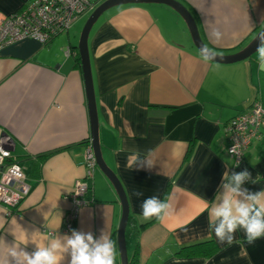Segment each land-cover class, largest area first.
<instances>
[{
    "label": "crops",
    "instance_id": "obj_1",
    "mask_svg": "<svg viewBox=\"0 0 264 264\" xmlns=\"http://www.w3.org/2000/svg\"><path fill=\"white\" fill-rule=\"evenodd\" d=\"M30 1L0 0V13L16 12ZM178 1L191 13L205 45L219 54L240 50L264 27V0ZM213 29L219 39L211 35ZM75 39L68 30L45 45L27 38L0 51V134L13 140L12 154L29 186L15 208L0 203L6 221L0 239L15 242V219L17 237L22 229L28 233L29 242L21 247L29 253L46 236L71 235L64 230L68 193L85 173L91 129ZM88 52L102 156L124 189L131 216L128 258L137 249L138 264H264V237L250 245L238 230L236 242L221 245L205 210L223 191V174L232 169L251 172L256 183L246 181L242 187L264 189V137L236 163L227 153L226 135V125L238 112L256 99L264 106L257 51L233 63L206 61L176 10L137 3L106 10L89 32ZM149 150L155 159L150 170L126 166L131 153ZM88 182L87 203L72 229L96 239L102 231L109 233L118 263L122 206L98 167ZM150 196L172 206L163 223L142 218L141 203ZM185 246L194 254H177ZM69 259L66 255L62 264Z\"/></svg>",
    "mask_w": 264,
    "mask_h": 264
},
{
    "label": "clouds",
    "instance_id": "obj_2",
    "mask_svg": "<svg viewBox=\"0 0 264 264\" xmlns=\"http://www.w3.org/2000/svg\"><path fill=\"white\" fill-rule=\"evenodd\" d=\"M211 35L219 39L221 34L213 29ZM257 38L259 68L264 72V34L258 35ZM205 50L206 47H202L201 53ZM214 58L215 52L212 50V54L206 56L205 60ZM230 151L238 155L235 153V148ZM154 164V155L149 150L143 155L139 152L131 153L127 158L126 166L131 170L135 168L150 170ZM222 180L220 187L223 191H218L214 200L205 206L209 229L214 232L221 245L230 246L236 242L238 230L244 231L248 244H254L264 237V189L252 192L242 187L246 181L256 183L252 179L251 172L246 168L230 175L225 172ZM132 195L141 197L143 193L133 191ZM171 214L172 206L167 199L161 200L158 196H150L141 203V215L145 221L155 218L163 223ZM5 223V219L0 217V228H4ZM11 224L15 242L8 245L0 239V243L3 244V248H0V264H62L66 255L70 257L68 264H116V242L106 231L101 232L99 239H96L91 232L85 233L76 229L71 230V235L65 234L63 237L46 236L45 242L36 243L35 250L29 253L21 247L28 244V233L21 228L23 235L18 238L15 231L16 220L13 219Z\"/></svg>",
    "mask_w": 264,
    "mask_h": 264
},
{
    "label": "built area",
    "instance_id": "obj_3",
    "mask_svg": "<svg viewBox=\"0 0 264 264\" xmlns=\"http://www.w3.org/2000/svg\"><path fill=\"white\" fill-rule=\"evenodd\" d=\"M103 0H31L21 9L10 14L0 13V51L8 45L33 38L47 44L54 36L67 32L82 15L92 12ZM66 56L72 54L67 46ZM264 106L254 100L246 109L233 116L226 125L227 153L238 163L254 141L264 137ZM13 140L0 134V203L9 210L15 208L29 192L22 165L12 154ZM235 148V153L231 149ZM84 177L76 179L68 198L71 202L65 217L64 230L70 231L81 207L86 205L85 195L90 189L89 179L97 167L91 142L84 154ZM238 171L232 169V173ZM246 183V182H245Z\"/></svg>",
    "mask_w": 264,
    "mask_h": 264
},
{
    "label": "water",
    "instance_id": "obj_4",
    "mask_svg": "<svg viewBox=\"0 0 264 264\" xmlns=\"http://www.w3.org/2000/svg\"><path fill=\"white\" fill-rule=\"evenodd\" d=\"M137 3H161L166 4L176 10L181 17L184 19L190 36L192 38L193 44L198 49L200 54L204 57L212 54V50L208 48L205 43L202 41L196 22L192 17L191 13L179 2L178 0H103L88 16L83 26V29L80 33L77 48L80 57V63L83 73L87 105H88V113L90 120V129H91V137L90 142L92 146L93 153L96 158L97 167L105 174L108 180L111 182L120 204L122 206V216L120 221V226L118 229V247H119V256H120V264H128V252L126 245V228L128 225L129 219V208L127 198L124 192V189L115 175V173L108 167L106 162L103 159L100 141H99V122H98V114L96 109V101L94 96V88L92 82V72L90 66V58L88 52V36L92 26L99 19V17L108 9L124 5V4H137ZM264 34V27L240 50L231 53V54H219L215 52V58L212 61L220 62V63H233L236 61L244 60L250 57L253 53L257 51L259 46L258 35ZM202 47H206L204 53H201Z\"/></svg>",
    "mask_w": 264,
    "mask_h": 264
},
{
    "label": "rangeland",
    "instance_id": "obj_5",
    "mask_svg": "<svg viewBox=\"0 0 264 264\" xmlns=\"http://www.w3.org/2000/svg\"><path fill=\"white\" fill-rule=\"evenodd\" d=\"M91 13V12H90ZM89 13V14H90ZM89 14L82 15L78 20H76L69 29V35L71 37L75 36V42L78 44L80 33L83 29V26L85 24L86 19L88 18ZM66 32V31H65ZM63 36H66V33L63 34Z\"/></svg>",
    "mask_w": 264,
    "mask_h": 264
},
{
    "label": "trees",
    "instance_id": "obj_6",
    "mask_svg": "<svg viewBox=\"0 0 264 264\" xmlns=\"http://www.w3.org/2000/svg\"><path fill=\"white\" fill-rule=\"evenodd\" d=\"M90 13V12H89ZM54 38V37H53ZM52 38V39H53ZM51 39V40H52ZM50 40V41H51ZM78 58H80V57H78ZM46 155H43V156H40V157H45ZM130 222H131V216L129 215V219H128V225L130 224ZM147 224V223H146ZM146 224H143L142 225V227L143 226H145ZM127 225V226H128ZM177 254H182V255H191V254H194V250L193 249H191V246H185V247H182V248H180V250L177 252ZM138 250L136 249V251H135V253H134V255L132 256V257H129L128 258V264H138ZM116 264H120V262H118V263H116Z\"/></svg>",
    "mask_w": 264,
    "mask_h": 264
}]
</instances>
